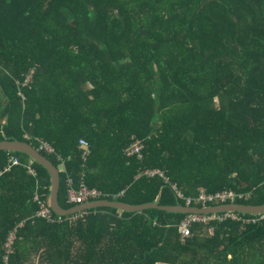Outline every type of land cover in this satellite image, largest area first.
<instances>
[{"label":"trees","instance_id":"trees-1","mask_svg":"<svg viewBox=\"0 0 264 264\" xmlns=\"http://www.w3.org/2000/svg\"><path fill=\"white\" fill-rule=\"evenodd\" d=\"M3 140L51 143L65 209L68 177L130 205H185L172 182L263 205L264 0H0ZM51 185L0 150V264L12 232L7 264H264V220L194 224L184 241L186 214L158 208L47 221L35 195L50 207Z\"/></svg>","mask_w":264,"mask_h":264},{"label":"built area","instance_id":"built-area-1","mask_svg":"<svg viewBox=\"0 0 264 264\" xmlns=\"http://www.w3.org/2000/svg\"><path fill=\"white\" fill-rule=\"evenodd\" d=\"M79 147L83 150V158L85 159L91 150L90 143L82 138L79 140ZM142 148V143L139 140H135L131 145H129L125 152L127 154L138 153ZM39 150L45 151L47 153H55L54 147L51 143L40 141L39 142ZM20 160L17 156H10L8 160V165L5 169H9L13 166L19 165ZM29 171L34 172L32 166H29ZM150 175H154L156 173L162 174L160 170L157 169H148L144 171ZM172 189L174 190L177 198L179 200L184 201L186 204L184 206L187 207H196V208H208L211 205H227V204H236L235 201L238 199L249 200L250 194H239L234 191H219L215 193H208L204 189H199L198 193L195 196H185L182 191L179 189L176 182H172ZM67 193H68V203L73 206L82 205L89 202L101 201L105 200L107 195H105L102 191L97 189V187H90L85 182H81L79 185H76L74 179L72 177H68L67 179ZM123 192H119L114 197H121ZM35 200L40 204V210L38 211V215L47 219V221H54L53 212L48 207L45 201L40 198V195L36 193ZM193 204V205H192ZM211 204V205H210ZM88 215L87 210H83L77 212L72 215L71 219L77 220L79 218H84ZM226 220H234V221H244L245 223L257 222L264 220V213L257 215L253 218H246L242 215H239L235 212H225L224 214H204V213H189L186 214L185 217L181 220L179 224V233L180 240L184 241L187 237L191 235V228L194 224L207 225L211 222H224ZM16 239L15 232L9 234L7 238V242L5 245V253H4V261L7 264L9 260V256L13 251V244Z\"/></svg>","mask_w":264,"mask_h":264},{"label":"water","instance_id":"water-1","mask_svg":"<svg viewBox=\"0 0 264 264\" xmlns=\"http://www.w3.org/2000/svg\"><path fill=\"white\" fill-rule=\"evenodd\" d=\"M0 150L9 152H19L28 155L34 162L40 163L48 171H50L52 185L50 196H48V204L52 211L58 215H70L83 210L94 209L99 207L115 208L119 211L137 212L148 208H158L166 212L172 213H217V212H245L249 214H262L264 213L263 205H247V204H227L208 208L187 207L184 205L163 206L156 203L130 205L121 201L101 200L89 202L82 205L74 206L69 209L63 208L59 203V190H60V172L57 166L48 159L39 149L32 144L20 140H3L0 141Z\"/></svg>","mask_w":264,"mask_h":264}]
</instances>
